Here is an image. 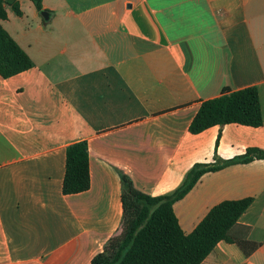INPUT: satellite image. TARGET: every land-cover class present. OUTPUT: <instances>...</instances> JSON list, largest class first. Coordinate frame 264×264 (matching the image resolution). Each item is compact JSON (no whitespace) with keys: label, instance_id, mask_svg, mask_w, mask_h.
<instances>
[{"label":"crops","instance_id":"crops-1","mask_svg":"<svg viewBox=\"0 0 264 264\" xmlns=\"http://www.w3.org/2000/svg\"><path fill=\"white\" fill-rule=\"evenodd\" d=\"M19 5L1 24L35 67L0 76V264H91L121 235L122 176L158 197L195 164L264 150V125L189 132L224 88L257 87L264 118V0H43L49 22ZM84 140L90 189L64 195L66 149ZM247 198L231 234L259 248L220 242L202 264H264V160L207 174L174 205L190 234Z\"/></svg>","mask_w":264,"mask_h":264},{"label":"trees","instance_id":"trees-1","mask_svg":"<svg viewBox=\"0 0 264 264\" xmlns=\"http://www.w3.org/2000/svg\"><path fill=\"white\" fill-rule=\"evenodd\" d=\"M30 1L39 13L46 11L43 0ZM8 5L17 15H22L19 0H0V76L4 79L35 67L29 55L1 24L8 19ZM229 124L253 128L264 125L257 87L235 92L224 88L219 97L201 104L189 132L198 135L212 127ZM255 160H264V150L251 148L246 154L230 160L216 158L213 163L195 164L178 189L158 197L142 193L128 176H122L121 235L109 242L91 264H202L220 242L237 243L246 256L252 255L260 245L247 238L235 240L231 233L253 199L221 202L190 234L182 230L174 205L184 199L205 175ZM90 186L89 146L84 140L66 149L63 194H80L88 191Z\"/></svg>","mask_w":264,"mask_h":264},{"label":"water","instance_id":"water-1","mask_svg":"<svg viewBox=\"0 0 264 264\" xmlns=\"http://www.w3.org/2000/svg\"><path fill=\"white\" fill-rule=\"evenodd\" d=\"M41 16H42V18H43V20L45 21V22H49L50 21V13L49 12H47V11H43L42 13H41Z\"/></svg>","mask_w":264,"mask_h":264},{"label":"rangeland","instance_id":"rangeland-1","mask_svg":"<svg viewBox=\"0 0 264 264\" xmlns=\"http://www.w3.org/2000/svg\"><path fill=\"white\" fill-rule=\"evenodd\" d=\"M32 23V22H31ZM35 24L32 25V27L34 26Z\"/></svg>","mask_w":264,"mask_h":264}]
</instances>
